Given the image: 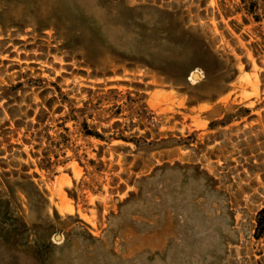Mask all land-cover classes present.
<instances>
[{
	"label": "rangeland",
	"instance_id": "374dc122",
	"mask_svg": "<svg viewBox=\"0 0 264 264\" xmlns=\"http://www.w3.org/2000/svg\"><path fill=\"white\" fill-rule=\"evenodd\" d=\"M244 8L241 0H0L1 84L28 72L56 82L76 101L85 98L82 88L88 84L121 91H141L142 84L161 137L181 140L152 152L114 141L93 174L76 160L52 174L30 169L48 200L39 211L58 226L52 241H62L61 226H80V232L86 229L100 240L89 245L74 240L58 253L60 264H264V238L253 237L256 212L264 206V24L254 23ZM167 12L172 16L166 25ZM90 17L104 20L101 32L109 42L149 53L159 64L203 62L198 44L204 40L220 66L232 65L235 73L206 81L196 66L187 78L190 86H183L180 79L173 85L141 66L128 69L104 51L102 33L86 22ZM183 29L196 34L198 43L166 50L161 38L178 40ZM84 50L121 72L91 78V70L72 55ZM193 71L201 80L191 77ZM199 81L204 83L196 86ZM23 99L25 105V100H41L32 91ZM235 105L251 112L235 116ZM225 116L230 121L224 126H209ZM27 155L20 161L35 165ZM166 163L179 166L153 171ZM148 174L139 182L140 194L137 181ZM119 184L124 191L114 193ZM130 192L138 194L124 202ZM18 199L21 213L33 222L37 212L29 210L23 196ZM20 257V264H32L26 255ZM0 264L9 263L0 255Z\"/></svg>",
	"mask_w": 264,
	"mask_h": 264
},
{
	"label": "trees",
	"instance_id": "16d2710c",
	"mask_svg": "<svg viewBox=\"0 0 264 264\" xmlns=\"http://www.w3.org/2000/svg\"><path fill=\"white\" fill-rule=\"evenodd\" d=\"M258 1L241 0V3L245 7V14L254 23L261 25L264 24V0H260V7ZM106 5L101 6L107 8ZM167 16L166 25L172 14L167 12ZM86 22L99 34L102 33L104 20L90 17ZM99 39L108 47V50L104 51L113 59L112 61L128 69L137 66L147 68L173 85H177L180 79L183 86H190L187 78L196 66L202 68L206 81L212 80L217 74L228 75L230 71L235 73L232 65L228 68L220 66L217 55L190 29H183L178 40L167 35L161 38L164 48L170 51L182 48L186 44L196 45L200 40L198 52L204 61L185 67L178 64H159L149 53L138 52L133 47L119 48L109 42L103 33ZM72 55H75L78 61H83L82 66L91 70L89 74L91 78H106L121 72H113L104 64L105 62L99 64L101 56L94 59L93 54L87 50L72 52ZM254 55L257 56V52H254ZM82 73L86 74L84 71ZM228 79L231 80L232 76ZM203 83L204 81H199L196 86ZM90 85L82 88L85 98L76 101L75 98H70V93L63 92L56 82H47L45 78L30 76L28 72L19 73L14 83H0V250H2L0 255L9 264H20L21 255H26L32 264H60L58 253H63L74 240L82 241L86 245L100 241L86 229L80 232V226H74L69 230H66V226H61L62 241L59 243L52 241L58 226L52 217L39 211L48 204V200L45 190L35 181L38 174L35 171L30 173V169L38 167L52 174L58 166L76 160L84 167L86 174H93L101 170L99 167L104 164L102 161L104 150L114 141L132 144L135 150L143 152L180 145V139L161 137L158 125L154 121L155 114L145 102L142 84L139 85L141 91L137 89L121 91L112 87L105 89L103 83L94 84V88ZM31 91L38 92L41 100L37 104L25 100L27 102L25 105L23 94ZM225 91L226 88L222 93ZM37 107L38 111L35 112ZM233 107L238 112L235 115L238 117L251 112L250 108L244 105ZM229 119L230 116H225L215 124L210 122L209 126H224ZM92 141L97 142L96 148L93 147ZM85 146L91 148L93 156H89ZM24 147L29 148L28 153ZM112 148L120 150L119 145H112ZM68 151L71 152L70 155L67 154ZM27 154L36 160L35 165L32 162L26 164L20 161L26 160ZM88 166L94 169L90 172ZM175 166H179V163L156 166L153 171ZM189 167L194 171L197 169V166ZM150 176L151 174L143 175L138 179L136 185L138 193L142 192L139 182ZM123 191L124 185L119 184L114 193ZM138 193L130 192L124 202ZM18 196L24 197L29 210L37 212L33 222L29 223L21 213L22 204L19 203ZM55 217L59 219L58 214ZM68 217L72 218L70 215ZM254 220L253 237L256 240L263 239L264 206L257 210Z\"/></svg>",
	"mask_w": 264,
	"mask_h": 264
},
{
	"label": "water",
	"instance_id": "95a60500",
	"mask_svg": "<svg viewBox=\"0 0 264 264\" xmlns=\"http://www.w3.org/2000/svg\"><path fill=\"white\" fill-rule=\"evenodd\" d=\"M191 77H192L193 79H195V80H201V77H200V75H199V73H198L197 71H193V72L191 73ZM55 238H56V239H59V238H60V235L57 233V234L55 235Z\"/></svg>",
	"mask_w": 264,
	"mask_h": 264
}]
</instances>
